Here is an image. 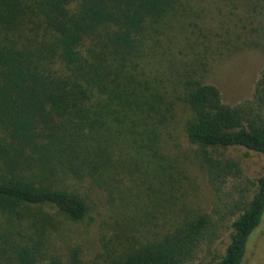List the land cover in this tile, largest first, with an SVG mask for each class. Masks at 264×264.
Masks as SVG:
<instances>
[{"label": "trees", "instance_id": "16d2710c", "mask_svg": "<svg viewBox=\"0 0 264 264\" xmlns=\"http://www.w3.org/2000/svg\"><path fill=\"white\" fill-rule=\"evenodd\" d=\"M188 7L183 0H0V26L18 39L16 46L0 44L1 213L22 222L29 207L47 205L81 221L85 199L51 184L52 177L87 180L105 192L102 187L119 185L123 175L132 177L129 162L141 158L161 181L155 191L165 202L171 129L182 102L189 111L184 136L198 149L215 193L213 209H179L172 217L170 209L161 225L141 224L139 243L102 261L99 256L96 264H191L227 220H233L228 242L209 264H244L264 222V177L250 200L231 198L227 187L242 169L223 152L264 155V70L252 97L235 106L201 77L186 76L173 91L152 77L147 68L160 64L167 22L189 18ZM123 220V211L115 213V223ZM23 238L0 253V264H38ZM81 253L70 250L71 264H84Z\"/></svg>", "mask_w": 264, "mask_h": 264}, {"label": "rangeland", "instance_id": "374dc122", "mask_svg": "<svg viewBox=\"0 0 264 264\" xmlns=\"http://www.w3.org/2000/svg\"><path fill=\"white\" fill-rule=\"evenodd\" d=\"M183 1L189 3V18L184 15L167 22L165 36H162L164 46L157 50L162 58L160 64H154L153 68L149 66L147 71L152 77L157 75L160 81H165L171 91L177 89L180 79L193 76L216 86L227 105L235 106L250 99L264 70V0ZM14 39L15 36H5L0 26V44L16 46L13 42L18 39ZM188 117V109L178 102L171 129L173 140L168 147L172 165L168 175L172 179L168 188L162 189L167 198L165 202L155 191L158 188L155 183L161 181L154 180L150 163L136 152L132 157L141 159L136 163L129 162L132 177L123 175L119 185L102 187L105 192L87 180L63 179L56 175L51 184L55 180L56 186L76 192L85 199L88 205L85 218L72 221L47 205L29 207L26 210L28 217L22 222L0 212V253L10 249L9 243L20 241L24 236L37 253L38 264H71L69 253L74 248L81 249L84 264H96L99 256L102 261V256L107 253L117 255L139 243L143 233L141 224L161 225L165 212L170 209L171 217L179 209L211 212L215 193L208 184L206 171L199 165L198 149L190 146L182 129ZM223 157L234 159L242 169L241 178L230 182L227 192L231 198L245 195L250 200L256 192L257 179L264 177V155L235 148L224 151ZM38 180L45 182L43 175L38 176ZM122 211L126 221L119 225L114 222L115 213ZM232 221L223 223L213 244L202 245L197 259L191 264L214 262L228 242ZM113 232L118 236L115 237ZM127 234L130 241L123 236ZM111 239L112 244L109 243ZM244 264H264V222L253 236Z\"/></svg>", "mask_w": 264, "mask_h": 264}]
</instances>
